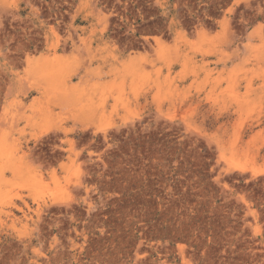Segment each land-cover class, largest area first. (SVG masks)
Returning <instances> with one entry per match:
<instances>
[{"label": "rangeland", "instance_id": "374dc122", "mask_svg": "<svg viewBox=\"0 0 264 264\" xmlns=\"http://www.w3.org/2000/svg\"><path fill=\"white\" fill-rule=\"evenodd\" d=\"M0 264H264V0H0Z\"/></svg>", "mask_w": 264, "mask_h": 264}]
</instances>
